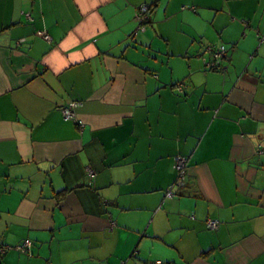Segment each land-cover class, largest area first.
I'll list each match as a JSON object with an SVG mask.
<instances>
[{"label":"crops","instance_id":"obj_1","mask_svg":"<svg viewBox=\"0 0 264 264\" xmlns=\"http://www.w3.org/2000/svg\"><path fill=\"white\" fill-rule=\"evenodd\" d=\"M258 148L264 0H0V264H264Z\"/></svg>","mask_w":264,"mask_h":264},{"label":"built area","instance_id":"obj_2","mask_svg":"<svg viewBox=\"0 0 264 264\" xmlns=\"http://www.w3.org/2000/svg\"><path fill=\"white\" fill-rule=\"evenodd\" d=\"M150 11H151V5L150 4H142L138 8V12L136 15V18L139 22V28L143 31L146 29V25L150 21ZM42 35L45 39L49 40L50 36L42 32ZM227 52L228 49L225 45H208L205 48V53H208L211 58H206L204 56L205 53L202 54V57H204V61L206 63V66L212 69L219 68L221 62L227 58ZM184 86V82H179L177 84L178 90L182 91V88ZM78 102H71L68 106H65L61 109V112L65 119L67 120H76L74 109L76 106H78ZM259 153H264L263 148H258ZM175 167L177 171V180L176 183L179 185H185L187 180V174H188V159L185 156L177 155L175 156ZM88 173L90 175H93L94 171L88 167L87 168ZM175 193L172 190H169L167 192V196L173 197ZM208 227L211 229H215L218 227V222L215 220H208L207 221ZM32 246L31 240H24L21 244H18L15 248L20 252H26L28 251ZM155 264H163L161 260H157Z\"/></svg>","mask_w":264,"mask_h":264},{"label":"rangeland","instance_id":"obj_3","mask_svg":"<svg viewBox=\"0 0 264 264\" xmlns=\"http://www.w3.org/2000/svg\"><path fill=\"white\" fill-rule=\"evenodd\" d=\"M205 48H206V47H205ZM205 48H204V49H205ZM203 53H205V50H204V51H202L200 54H203Z\"/></svg>","mask_w":264,"mask_h":264}]
</instances>
